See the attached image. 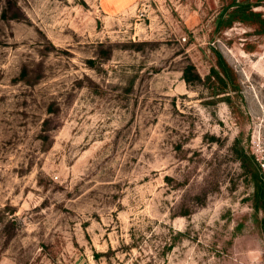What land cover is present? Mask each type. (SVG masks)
Masks as SVG:
<instances>
[{
  "label": "rangeland",
  "instance_id": "1",
  "mask_svg": "<svg viewBox=\"0 0 264 264\" xmlns=\"http://www.w3.org/2000/svg\"><path fill=\"white\" fill-rule=\"evenodd\" d=\"M233 1L0 0V264H264V27Z\"/></svg>",
  "mask_w": 264,
  "mask_h": 264
},
{
  "label": "trees",
  "instance_id": "2",
  "mask_svg": "<svg viewBox=\"0 0 264 264\" xmlns=\"http://www.w3.org/2000/svg\"><path fill=\"white\" fill-rule=\"evenodd\" d=\"M254 7L255 6L251 5L249 2H238L237 0H234L227 8L228 10H231L229 14H227L230 22L239 21L242 23H254L264 27L263 14L254 10ZM219 59V67L221 71L213 78L220 83H224V79H230L231 68H229L228 64L221 55L219 56ZM185 79L189 81L188 78L185 77ZM258 195L260 197L259 189Z\"/></svg>",
  "mask_w": 264,
  "mask_h": 264
}]
</instances>
